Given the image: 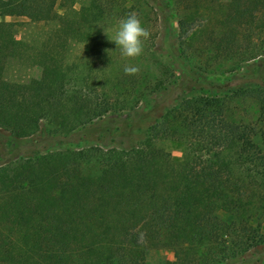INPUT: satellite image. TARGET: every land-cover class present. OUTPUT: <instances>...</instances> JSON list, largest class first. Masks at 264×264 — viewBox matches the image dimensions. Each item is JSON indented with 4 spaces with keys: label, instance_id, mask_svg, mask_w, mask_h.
Returning <instances> with one entry per match:
<instances>
[{
    "label": "trees",
    "instance_id": "trees-1",
    "mask_svg": "<svg viewBox=\"0 0 264 264\" xmlns=\"http://www.w3.org/2000/svg\"><path fill=\"white\" fill-rule=\"evenodd\" d=\"M78 1L0 0V17L59 23L31 52L11 23L0 22V58L42 68L41 78L0 92V129L12 142L34 136L45 121L59 119L60 132L71 134L129 106V99L109 103L110 94H97L87 76L67 69L69 43L88 42L90 52L118 3L86 0L77 10ZM150 1L162 22L159 50L203 94L166 111L134 147L68 149L1 164L0 264H143L151 248L174 249L168 264H236L264 242V0H232L234 17L207 15L202 0H175L177 31L170 2ZM220 40L238 44L227 52L238 67L255 63L253 77L214 83L192 74L185 51L220 58ZM124 76L109 91L138 99L141 78ZM162 140L184 145L183 156L175 159Z\"/></svg>",
    "mask_w": 264,
    "mask_h": 264
},
{
    "label": "rangeland",
    "instance_id": "rangeland-1",
    "mask_svg": "<svg viewBox=\"0 0 264 264\" xmlns=\"http://www.w3.org/2000/svg\"><path fill=\"white\" fill-rule=\"evenodd\" d=\"M85 1H78L75 8L80 9L81 4ZM165 1L170 2L169 20L177 31V15L174 9L172 10L175 0ZM202 1L201 4L205 5L204 9L206 7L209 10L207 15L223 13L234 17L236 14L237 8L232 0ZM150 2V0H118L117 6L101 26L103 40L90 43L92 46L90 52L87 51L88 42L73 41L69 43L67 50L63 53L69 72L73 70L72 72H75L79 79L87 76L89 82L86 80V83L88 86L95 87L98 91L97 94L103 92L110 94V98L107 100L109 103L129 99V106L124 110H111L71 134L60 132L61 120L59 119L43 122L34 136L18 142H12L9 135L0 129V165L12 159L35 158L46 153L68 149L80 150L99 146L107 150L134 147L146 138L149 128L155 125L166 111L179 104L185 97L203 94L202 87L193 79H187V74H182L173 65L171 59L159 50L162 22L157 10L150 5ZM56 11L63 16L66 14L67 8L63 3H60L57 5ZM129 14H135L150 33L144 41L143 53L132 59L122 57L119 49H115V43L109 40L115 36L118 21ZM0 22L11 23L14 38L28 44L32 49H30L31 52H36L41 48L42 43L48 40L47 38L53 35L59 26V23L56 22L35 23L26 17H0ZM103 28L108 31L109 38ZM217 43L218 46L214 53L220 58L213 60L207 58V55H200L199 52L185 51L184 59L193 75L199 76L206 82L214 83H221V81L227 83L231 78L239 81L244 80L245 77H253L251 70L255 67V63H243L238 67V62L232 61L228 57L227 52H234L238 47L236 42L220 40ZM239 47L241 46L239 45ZM175 48L178 50L179 44L176 43ZM263 58L262 56L259 59L262 79H264ZM32 61L24 62L0 58V92L9 94L15 86L41 78L42 68ZM126 65L135 66L138 71L135 74H125L123 68ZM162 66L167 68V73H162ZM123 75L130 78L133 75L132 77L137 80L141 78L143 85L139 88L141 95L138 99L134 100L133 98L132 100L125 95L115 96L109 91L110 86L118 81L115 78H123ZM160 82L162 85H159ZM236 83L232 82L234 85ZM127 90L130 91L131 87L128 86ZM100 100L102 99L100 98ZM130 108L132 109L129 110ZM158 145L171 153L175 159H180L183 156L185 146L182 144L171 140H162ZM220 216L227 222L231 221V217L225 213H221ZM174 260V249L151 248L147 252L143 264H168ZM229 263L232 264L234 261H229ZM239 263L264 264V242L259 247L250 250Z\"/></svg>",
    "mask_w": 264,
    "mask_h": 264
},
{
    "label": "clouds",
    "instance_id": "clouds-1",
    "mask_svg": "<svg viewBox=\"0 0 264 264\" xmlns=\"http://www.w3.org/2000/svg\"><path fill=\"white\" fill-rule=\"evenodd\" d=\"M103 30L109 38L108 31L104 28ZM149 35L150 33L143 26L140 19L135 14H129L118 21L115 36L109 40L115 43V49H119L122 57L132 59L143 53L144 41ZM123 71L125 74H135L138 68L126 65Z\"/></svg>",
    "mask_w": 264,
    "mask_h": 264
}]
</instances>
